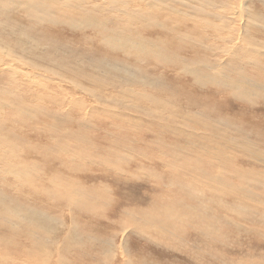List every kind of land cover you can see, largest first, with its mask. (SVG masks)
<instances>
[{
  "label": "rangeland",
  "instance_id": "obj_1",
  "mask_svg": "<svg viewBox=\"0 0 264 264\" xmlns=\"http://www.w3.org/2000/svg\"><path fill=\"white\" fill-rule=\"evenodd\" d=\"M74 1L76 3L78 2V0ZM85 1H91L85 4V6L87 7H93L91 6L92 3L95 5L97 4V0H83L82 2ZM5 6L7 9H9V11H2V14L6 16L7 20L10 19L12 22H21L22 20L27 19L26 14L28 11H22V8H19L17 6V2H15L14 0L9 1ZM64 11L66 12L65 15H60L58 12L54 13V16L57 20H59L60 16L64 17L63 23L59 21L58 23L52 24L44 23L40 26L37 25L36 30L39 29L40 33H42L43 35L47 34L50 39L54 38L56 40H63V46L68 45V47L74 46L75 48L74 52L61 54L56 64V69L59 65H63L66 67V70L61 73V76L62 78H64V80L69 82H62L59 79H53L51 80L52 82H48H51L67 91L74 89L70 85L73 82L80 88L79 90H74L76 93V100H79L84 106L86 105L87 107V109L84 111L85 113H81L82 117L83 115H85V117L83 118L84 122H82L88 127V130L85 131L86 140L78 139V131H83L84 125L80 127L77 124L73 123V125H67V130L65 131L64 125H53L51 121L48 120H45V124L39 121L28 122L32 125L31 127L28 123H22L20 121L16 122V128L20 127V129L23 130L27 129L28 132L33 133L32 140L36 143H39L43 146L45 145L44 143H48V146L56 147L59 149L66 148V150L62 151V153H60L59 150L56 149H50L47 152L44 151L43 158H41L42 156L39 155L40 153H37L36 155H32L29 153L27 156L28 159H36L42 165H28V168L32 170V174L34 175L33 178L37 182H25L23 183L24 187L31 190L36 184H39V193H42L43 188H53L52 181L55 179L56 175H59L61 177L65 175L67 177H72L74 183H69V185L72 186L73 190H76L74 179V177H76V179L79 180V183H77L79 190L80 184L84 185L86 188H88V186H90L89 188L95 187L96 190H94V192L87 191V193L91 196H94L95 198H104L105 203L112 202V198L121 196V199L118 201V205H122L123 203H126L128 199H130L134 200L137 203H141L142 206L150 205L151 201L153 203L152 199H155L154 196L164 194L169 195L168 191H172L171 193L175 192V194L179 198H182L183 201H186L188 206L192 205V207L195 208L196 211L199 210V212L203 213L205 217L206 215L208 216L206 218L210 222L208 224L204 222L203 224L198 226V229L204 231L203 225L206 224L207 227L212 228L213 235H211L212 237L210 235H208L210 237H208L207 235L203 237L201 236V233L199 231L193 230L189 225L186 226L185 223H175V228H177L176 230H180L181 232H174V234H176L174 236L176 237L179 233L183 235L182 239L178 241L176 240V242L174 243L175 246H177L175 247V249L179 248L185 250L183 253H180L177 250H173V248H169V245H167L168 247L164 245V242L170 243V241H173L172 233H155L154 231L156 230L154 229V227H151V229H149L151 230L149 231V240H145L138 235L132 234L127 239V247H130L135 251H138V248H141V251L138 252H141V254L145 253L147 258L149 259L146 260L143 264H170L169 262H174L175 264H237L238 261L241 260V258L247 259L249 261L257 260L259 261V264H264L263 259H260L258 255H256V253L258 252H261V254L264 253H262V251H264V180H262L264 179V162L259 161L260 163H257L258 160H260L261 156L255 154L254 152H250L238 145L230 143L227 144V142H225V140L221 138H213L209 134H204V131L202 130H195V126L194 129H190L193 128V125L188 123L186 124L188 125L187 127H184L185 124L182 125L184 127L183 130H174L172 129V125L166 124L161 121L153 122L151 120H148L151 118L142 115V109H145L149 106L148 94L140 93L143 92V90H140V88L142 87H133L129 85L130 78L128 74H124L122 70H114L113 66H123L130 72L136 71L135 68L141 69V66L145 67L147 72L148 68L151 67L154 71L158 72L161 77H165L166 74L170 73L168 76L172 79L173 82L177 83L172 87L173 95L175 97H178L181 101H174L169 110L173 111L177 117L189 118V110H194L191 105L192 102L190 101L195 97L205 98L207 99V101L202 103L198 111L202 114L214 111V114L218 115L216 122L213 123L215 124V127L217 126L219 128L217 129V132L222 134L228 133L234 136V131H232L231 127H227L223 124L224 120H228L231 123H234V125H231H233L236 129L242 126L248 129L250 133L245 134L246 139L251 143L258 145L263 150L264 88L261 89L262 87L259 86L264 85V83L261 82H264V69L259 71L260 68H258L257 70L252 68L254 64L251 63L248 59L243 58V55L239 54L237 58L233 60V62L240 66L243 73L246 74L247 77H245L240 72L232 70L228 73V78L220 76V80L214 74V71H217L218 67H216L214 71H212L209 68L198 65L201 68L198 69V74L195 73L198 78V81L196 82V78L192 73H190L191 75L184 73L185 65L182 66L183 63L178 65H175L174 63L167 64L168 61L172 59L170 58V55L174 54L176 56L178 53L180 56L189 59L190 54H192L193 59H195L196 57H199L202 60H204V58L213 59L215 57V52L213 50H203L198 46L177 47L175 43L172 42L173 34H168L167 30L156 28L149 29L151 30V35L146 34L147 36H151L154 39L156 38L164 42L165 45L162 46V48H164L165 51L163 52L169 56V58L166 59L164 56H160L156 53V47L150 46L149 50H143V48L139 46L136 48H131V45L128 43V41L133 38L129 33H115L114 30L112 32L111 30L103 27V25L101 26L100 23L98 24L97 21L93 23L92 21H90V23L88 21L82 20L86 18L94 19L96 17H99L94 15L93 13L91 14L94 18L91 17L89 11L86 12V10L83 9L78 10L74 6H70ZM13 24L16 25L15 22ZM0 30L5 36V29ZM29 31H33L32 28H30ZM101 31L103 33H101ZM119 39L120 41H118ZM118 42L124 44H119V47L121 45V47L119 48L116 46V44H114ZM82 44L86 48L82 47ZM50 46L51 43H39L37 45H31L24 51L33 50L36 55L41 56L48 54ZM75 51L77 52L75 53ZM80 51H87V56L92 59L95 65V72H93L94 74L92 76L85 77L89 80V83L88 80L83 81L84 77H82V74L84 73L85 75L87 73L83 71V73H81L80 58L82 54ZM99 55L102 56L100 60H111L112 62H114V64L104 62L101 65L97 60ZM20 56L25 60L31 61L36 66L43 65L42 63L34 59H30L26 53H21ZM121 60L127 62H123ZM244 63H246V65H244ZM189 64L194 66L190 63V61ZM13 66L15 65L13 64L12 67ZM76 66H78L79 69H76ZM198 75H200V78L203 80V82L200 81ZM236 79H243V81H246L248 84L252 85L250 86L244 84L243 86H240L238 82L234 83ZM25 83L26 82L24 81L22 84ZM181 85L182 87L187 88L190 91L182 90L180 88ZM83 86L84 88L82 89ZM97 87H100L99 90ZM248 89L251 91H249ZM233 92L238 93L234 94ZM109 93L112 94V97ZM92 94H95L96 97L100 99V101H97L95 97L91 96ZM246 94L247 96H244ZM232 96H234V99ZM108 98L121 99V103L125 106L132 104L130 99L133 98L134 100V98H139V106L136 104L137 111H133L129 108H125V111H121V109H119V112H121L123 116H127L131 119L134 118L133 120L136 121H134V123H129L126 120L116 119L114 117H112V122L110 120H107V114L105 111L103 112L102 109L104 107L107 108L106 104L107 100H109ZM102 100H105L104 103ZM36 103L37 101H35V105ZM91 104L92 106H90ZM34 109H40V111L33 110V112L36 114H45L46 105L35 106ZM109 110L112 111V109ZM10 111L11 110H8L7 113ZM69 112L73 116H76L72 110L69 109ZM93 114H95L96 118H94L92 122L91 117H93ZM134 115H136V118L132 117ZM61 116H63V114ZM138 118L139 120H141V123L140 121H138ZM13 126L14 124L11 123V127ZM0 127V130H3V126L0 125ZM175 127L181 126L177 125ZM187 130L193 131V133ZM5 136L7 139L3 138V140H10L12 142L14 141L11 135L5 134ZM187 136L191 137V142H189ZM205 136L206 138H204ZM207 138H209V140ZM5 142L6 141L1 142V145L5 144ZM7 144L8 142H6V145ZM95 146L98 147V149L103 153L107 152L110 149L114 150V152L110 155L109 158H106L102 153L101 155L96 153ZM224 146H227L229 150L223 148ZM205 148H209L212 151L209 157L206 156L209 153L207 154L205 152ZM79 149L83 150V158L80 159L79 162L78 158L74 159L70 164L69 158H67L66 160L63 158V156L69 155L68 153H66V151L69 153H74L73 155H76ZM231 150L234 154V157L230 158L232 161L229 162L225 158L226 156H224V154L226 153L223 152L232 153ZM35 156L37 157L34 159ZM215 156L218 158H214ZM59 158L64 159L65 161H60ZM209 158H214V161L211 159L213 164H211ZM221 158H223V160ZM84 159H86L85 162L88 163V165L82 166L81 170L77 165H82ZM182 159L185 163V166L181 164ZM169 160L176 165L175 168L170 167V165L166 163ZM219 160L221 161V163H219ZM63 163L65 164L67 170H69L70 167H75L78 170L72 169L74 171L67 175V171ZM239 166L241 167L240 169H238ZM123 168L125 171L128 169V171L125 172ZM206 168L213 170L215 172L214 174L223 175V177L226 173L233 174L236 171H240L241 174L234 177H229L227 175L229 179L226 182L220 183L216 180L211 181L209 180V178H207L206 175H202L203 173H205L207 175L213 176L211 171ZM245 170H247V172ZM242 172L247 173L248 179H243L245 175H243ZM135 173L138 176H136ZM154 174L156 177L154 176ZM250 174H254V179L258 178V180H256L258 182L250 180ZM182 175H185V177ZM194 175H196L197 178ZM8 178L13 181L15 180L14 182L16 184L18 183L16 182L18 181L17 177L13 179V176L9 175ZM179 184H181L186 189L180 187ZM234 186L241 187L246 191V194H248H242L241 196V191L236 190L235 193L240 196L235 198L234 193L230 191V189ZM107 188H109L110 190ZM3 189L6 193L8 192L4 188V186ZM164 189H167L168 191L166 190L165 193H163ZM8 194L11 193L8 192ZM39 197L40 199L45 198V195H39ZM189 197L191 200L189 199ZM45 199H41L39 202L46 203L48 207H50L49 204H52L53 201L54 203L56 202L53 198L48 200ZM187 199L190 201H187ZM196 199H198V201H194ZM259 201L262 202V204H260ZM198 203L199 205H197ZM172 206L174 207V214L179 216L181 211H178L174 205ZM101 208L104 209L111 207L102 206ZM151 208L152 207L150 206L149 209ZM236 210H239L240 212L243 210H247L248 214H252V217H250L249 215L248 218L239 216L236 213ZM41 211L44 212L47 217H52L51 215H53L52 212L45 213V211ZM156 212L153 211V214L158 215L159 213H161V211ZM102 213L103 211L101 212V214ZM106 213L107 210L105 211V214ZM93 215L86 214L84 215L86 219L84 217L80 219L85 221L88 219L89 223L91 224V228L95 231L100 232V230H105L106 227L111 229L113 225L111 224V221H109L111 217L107 219L99 216L98 214H96L95 216ZM112 215H115L113 219L118 218L119 211L118 214L117 212L113 211ZM9 216L11 221H7L5 219V217ZM228 219L230 221H228ZM20 220L16 217L15 213H12L8 209H6L3 204H0V254L10 255L11 252H14L18 255V263L24 264L22 256H24L25 254H30L31 257L39 255L34 253V246H32L31 244L32 239L28 237V226L26 223L28 219L24 218ZM14 223H16L17 225H15ZM66 223L69 222L66 221ZM244 227L249 231V233L243 231ZM238 229H241L242 231H239ZM87 232L88 231H86L85 233ZM85 233L84 235H86ZM94 233L97 234V232ZM155 238L160 239L161 243H158ZM191 239L192 241H190ZM187 241L191 242L192 247L188 246ZM6 243H11V245H7ZM250 244H257V246L254 247ZM66 247L65 249H67L68 252L64 256H66V260L68 257L70 258V260H68L67 262H70L71 259L78 257V248L80 247L79 243L73 244V247L71 248L68 246ZM240 247V252H245V254H243L245 255V257L235 256L234 258L233 252L240 249ZM252 247L258 251H256V253L253 251V253L251 251H247V249H252ZM191 248L195 249L194 253L191 252L188 253V255H184L186 249ZM30 251L31 253H29ZM176 251L180 254H176ZM235 253H239V251ZM39 254L42 255L37 259L36 262H34V264H48V261L41 262V259H44V253L42 252V250ZM72 254H74V257ZM82 257L83 259L80 256L77 258L76 264H79L80 260L81 264H88L92 259L91 256L82 255ZM188 257H193V260L190 262L188 259H186ZM153 259L163 260V262L157 263L158 260H156L157 262H155ZM232 259H234V261H230ZM30 262L31 264H33L32 260H30Z\"/></svg>",
  "mask_w": 264,
  "mask_h": 264
},
{
  "label": "bare ground",
  "instance_id": "obj_2",
  "mask_svg": "<svg viewBox=\"0 0 264 264\" xmlns=\"http://www.w3.org/2000/svg\"><path fill=\"white\" fill-rule=\"evenodd\" d=\"M9 1L11 0H0V29H5V36L3 35V32L0 30V125L3 126V130H0V204H3L4 207H6V209L11 211L12 213H15L16 217L19 220L24 218L28 219V221L26 222L28 226V237L32 239L31 244L32 246H34L33 247L34 253L38 254L39 256L31 257V255L28 254L29 255L28 258V255L25 254L24 256H22L24 264H31L30 260H32L34 264V262H36L37 259L42 255L39 254L41 250L44 253L43 255L44 259L42 260L40 258L41 262L48 261V264H76L77 258L79 256L83 259L82 255L92 257V259L88 264H143L145 263L146 260L149 259L147 258L145 253L141 254V252H138L141 251V248H138V251H135L132 248L127 247L128 237L134 234V235H138L139 237H142L145 240L146 239L149 240L150 238L149 231H151L149 229H151V227H154V229L156 230L154 231L155 233H160V234L172 233L173 241L172 242L170 241V243L164 242V245L165 246L169 245V248H173V250H177L180 253H183L185 250L179 248L175 249V247L177 246H175L174 244L176 240L178 241L182 239L183 236L180 233L176 237L174 236L176 235L174 234V232L180 231V230H176L177 228H175V223L177 222L181 224L185 223L186 226L189 225L193 230L199 231L201 233V236L203 237L206 235L207 236L213 235L212 228L206 226V224L210 222L206 218L208 216L206 215L205 217L204 214L199 212L198 209H197L198 211H196L195 208L192 207V205L188 206L187 202L183 201L182 198H179L175 194V192L171 193L172 191L169 192L167 189H164L163 193H165V191L167 190L169 195L164 194V195L154 196L155 199L154 198L152 199L153 203L151 201L150 205H145V206H142L141 203H137L134 200H130V199H128L127 201L125 200L126 203H123L122 205H118V201L121 199L120 198L121 196H118L117 198L114 197L112 198V202L105 203L104 198H95L94 196H91L87 193V191L94 192V190H96L95 187L89 188L90 186H88V188H86L84 185L80 184V190H79V187L77 186L79 180L76 179V177H74L76 190H73L72 186L69 185V183H74L72 177H67L65 175H63L62 177L56 175L55 179L52 181L53 188H43L42 193H39V189H40L39 184L38 185L36 184L31 190L26 189L23 183L37 182L33 178L34 175L32 174V170L28 168V165L29 166L30 164L36 166L38 164L42 165L40 162H38L35 159L37 156L34 157L35 160H31L32 158L30 157H29L30 159L27 158L28 154L30 153L32 155L33 154L36 155L37 153H40L39 155L42 156L41 158H43L44 151L47 152L50 149H56L59 150L60 153H62V151L66 150V148L62 147L63 149H59L56 147L48 146L49 145L48 143H44L45 144L44 146L39 143H36L35 141L32 140L33 133L28 132L27 129L23 130L20 129V127L16 128L15 123L19 121L22 123L39 121L45 124L44 123L45 120H48L51 121L53 125H60V126L64 125L65 131L67 130V125H73V123L77 124L80 127L84 125L83 131L81 130L78 131L79 134L78 139L86 140L85 131L88 130V127L83 123L84 122L83 118L85 117V115H83L82 117L81 113L82 114L85 113L84 111L87 109V107L86 105L84 106L79 100L78 101L76 100L75 98L76 93L74 90V89L79 90L80 88L73 82L70 85L74 89L72 90L70 88L71 90L67 91L51 83L52 82L51 80L53 79H59L62 82H69L64 80V78H62L61 76V73L66 70V67L63 65H59L56 69V64L61 54L74 52L75 48L74 46H69V47L68 45L63 46L62 45L63 40L60 39L56 40L54 38L50 39L47 34L43 35L42 33H40L39 29L36 30L37 25L40 26L43 25L44 23L52 24V23H58V21L63 23L64 17L60 16L59 20H57L56 17L54 16V13L58 12L60 15H65L66 12L64 10H66L70 6H74L78 10L83 9L86 10V12L89 11L91 17H93L91 14L93 13L94 15L102 18L96 17L97 18L96 20V18L93 17L94 19L86 18L82 20L88 22L92 21V23L97 21L98 24L100 23L101 26L103 25V27L111 30L112 32L114 30L115 33L117 32H120L121 34L129 33L130 36L133 38L130 41H128V43L131 45V46L129 45L131 48L132 47L136 48L139 46L142 47L143 50L144 49L149 50L150 46L156 47L155 49L156 53L160 56H164L166 59L169 58V56L163 52L165 51V49L162 48V46L165 45L164 42L156 38L154 39L151 36L150 37L147 36V35H151L150 32L151 30L149 29L156 28V29L167 30L168 34H173L172 42L175 43L177 47L198 46L200 49L203 50H210V51L213 50L215 52V57L213 59L204 58V60H202L199 57L193 59L192 54H190L189 59L180 56L178 53L176 56L174 54L170 55V58L172 59H170V61H168L167 64L174 63L175 65L176 64L178 65L183 63L182 66L185 65L184 73L186 74L192 73L196 78V82H197L198 78L196 74H198L197 73L198 69L201 68L198 65L209 68L212 71H214V69L218 67V70L214 71V74L219 79L220 76L228 78L229 76L228 73L232 70L240 72L245 77H247V75L243 73L240 66L233 62V60H235L239 54L243 55V58L248 59L251 63L254 64L252 68L256 70L260 68L259 71L264 69V0H97L96 5L92 3L91 6L93 7L85 6V4L91 1L82 2L83 0L82 1L78 0L77 3L74 0H14L15 2H17V6L19 8H22L21 9L22 11H28L26 14L27 19H24L21 22L14 21L16 25H14L13 24L14 22H12L10 19L7 20L6 16L2 14V11H9V9H7L5 6L6 4H8ZM29 19L31 20L32 23L30 22ZM30 28H32L33 31H29ZM101 33L103 32L101 31ZM118 41H120V39ZM39 43L42 44L51 43V46L48 50V54L38 56L35 54L33 50L24 51L25 49L29 48L31 45H37ZM114 44H116V46L119 47V44L121 43L118 42ZM123 44L124 43H122L121 45ZM82 47L85 46L83 45ZM76 52L77 51H75V53ZM80 52L82 54L80 58L81 73L83 72L87 73L85 74L86 76L84 75V73L82 74L83 75L82 77H84L83 81H86L88 79L85 77L92 76L94 74L93 72H95L94 69L95 65L92 59L87 56V51H80ZM21 53H26L30 59H34L42 63L43 65L36 66L31 61L21 58L20 56ZM101 57L102 56L99 55L97 59L101 65L104 62H109L114 64V62H112L111 60H107V59L100 60ZM189 61L194 66L190 65ZM123 62H127V61H123ZM13 64L15 66L12 67ZM244 65H246V63H244ZM76 69H79V67L76 66ZM113 69L122 70L124 74L126 75L128 74L130 78L129 85L133 87H142L140 88V90H143V92L140 93L148 94L149 106L145 108L146 110L141 108L142 115L151 118L148 120H151L153 122L161 121L166 124L172 125L173 126L172 129L174 130H183L184 127L188 126L186 125L187 123L191 124L193 125V128L190 129H194L195 126L196 127L195 130L198 131L202 130L204 131L203 132L204 134H209L213 138L214 137L216 139L221 138L225 140L227 144L230 143L243 147L246 150L250 152H254L255 154L261 156L260 160H258L257 163L264 162L263 159L264 150L261 149L258 145H255L254 143H251L249 140L246 139L245 134L250 133V131L245 127L242 126L236 129L233 126L234 123H231L228 120H224L223 124L226 125L227 127H231L232 131H234L233 135L235 137L228 133L222 134L217 132V129L219 128L217 126L215 127V124L213 123L216 122L218 115H215L214 111H211L206 114H202L198 111L202 103L207 101V99L201 97H195L190 101L192 102L191 105L194 110L193 111L189 110V114H188V116H190L189 118L177 117L173 111L169 110V108L172 106L174 101H181L178 97H175L173 95L172 87L177 83L173 82L172 79L168 76L170 73L166 74L165 77H161L160 74L154 71L151 67L148 68V71L146 72V68L143 66H141L142 70L135 68L136 71L133 72H130L123 66H119V67L113 66ZM198 76L200 78V75ZM24 81L26 83L22 84ZM200 81L203 82L201 78ZM235 82H238L240 86H243L244 84L250 85L246 81H243V79L241 80L236 79L234 83ZM261 82L264 83L263 81ZM259 87H262L261 89H263L264 85H261ZM83 88L84 86L82 87V89ZM180 88L182 90L190 91L189 89L182 87V85ZM233 93L237 94L235 92ZM109 94L112 97V94L111 93ZM91 96L95 97L97 101H100V99H98V97H96L95 94H92ZM244 96H247V94ZM232 97L234 99V96ZM108 99L109 100H107V104H106L107 105L106 107L108 109L105 108L104 106H103L104 108L102 107L103 108L102 111L103 112L105 111L107 114V118H108L107 120H110L112 122L113 121L112 117H114L116 119L126 120L129 123H134V121H136L133 120L134 118L131 119L127 116H123L121 112H119V109H121V111H125V108H129L133 111L136 110L137 105L139 106V102H140L139 98H134V100L133 98L130 99L132 104H129L127 106L121 103V99H112V98H108ZM35 101H37L36 105H35ZM92 104L90 106H92ZM43 105H46L45 114L41 113V115H39L33 112V110L40 111V109H34L35 106H43ZM69 109L72 110L76 116H73L69 112ZM109 109H112V111H110ZM8 110L11 111L7 113ZM125 113H129V112H125ZM62 114L63 116H61ZM135 116L136 115L132 117ZM91 118L93 122L94 118H96L95 114H93V117ZM138 121H140L141 123V120H139V118ZM11 123L14 124L13 127H11ZM184 124L185 126L183 127L182 125ZM29 125L30 127L32 126L31 124ZM177 125H180L181 127H175ZM190 132L193 133V131ZM5 134L11 135L14 141L12 142L10 140L8 141L3 140V138L7 139ZM204 138H206V136ZM187 139L189 140V142L192 141L190 136H187ZM207 139L209 140V138ZM4 141L8 142V144L6 145L5 142V144L1 145V142ZM223 148L229 150L227 146H224ZM95 150L96 153H98L99 155H101L102 153L106 158H109L110 155L114 152V150L110 149L107 152L103 153L96 146H95ZM204 150L207 154L209 153L208 155H206L207 157H209L212 151L209 148H205ZM66 153H68L70 156L65 155L63 156V158L65 160L69 158L70 164L73 162L74 159L79 158L78 159L79 162L80 159L83 158L82 156L83 150L81 149L78 150L76 155H73L74 153H69L67 151ZM223 153H226L224 154V156H226L225 158L229 162H231L232 160L230 158L234 157L233 152L232 153L223 152ZM214 158H218V157L215 156ZM214 158H209L211 164H213L212 160L214 161ZM64 159L59 158L60 161ZM221 159L223 160V158ZM85 161L86 159L83 160L82 165L81 164L77 165L79 166V169L82 170V166L88 165V163H86ZM166 163L173 168H175L176 166L170 160L167 161ZM219 163H221V161ZM181 164L185 166L183 159L181 161ZM63 165L67 171V175H69L74 170H78L75 167L72 168L70 167V169L67 170L64 163ZM240 168L241 167L239 166L238 169ZM208 170L211 171L213 176L207 175L205 173H203L202 175H206L207 178H209V180L211 181L216 180L220 183L226 182L231 176L234 177V176H239L241 174L240 171L238 172L236 171L233 174L226 173L225 176L223 177V175L214 174L215 172L213 170L210 169ZM127 171L128 169L125 172ZM245 171L247 172V170ZM242 174L246 176V177L244 176L243 179L247 178V173L242 172ZM9 175L13 176V179L17 177L18 181L16 182L18 183L16 184L14 182L15 180L13 181L9 179L8 178ZM227 175L229 177H227ZM182 176L185 177V175ZM194 176L196 177V175ZM249 179L258 182L256 181L258 180V178L254 179V174H250ZM3 186L11 194H8V192L6 193L3 189ZM179 186L182 187L183 189H186L181 184H179ZM236 190L241 191V196L242 194L243 195L248 194V193L246 194V191L243 190L241 187L234 186L230 189V191L234 193L235 198L240 196L235 193ZM39 195L40 196L45 195V198H47V199L45 198H41V199L48 200L53 198L56 202L55 203L54 201L53 203L51 202L52 204H49L50 207H48L46 203L39 202L41 200ZM190 200L187 199V201ZM194 201H198V199ZM199 203L197 205H199ZM259 203L262 204V202L260 201ZM172 205H174L178 211H181L179 216L174 214L173 211L174 207ZM102 206H108L111 208L103 209L101 208ZM150 206L152 207L151 209H149ZM41 210L45 211V213L52 212L53 213V215H51L52 217H47L44 214V212H42ZM106 210L107 213L105 214ZM102 211L103 213L101 214ZM113 211L117 212V214L119 211L118 218L113 219V217L116 215V214L112 215ZM153 211L155 212L161 211L162 214L159 213L158 216L156 214H153ZM236 213L239 216H243L244 218H248V215L252 217V214H248L247 210L246 211L243 210L241 212L239 210H236ZM86 214L88 215L94 214L93 216L98 214L99 216H102L107 219L111 217L109 221H111V224H113L115 228L112 225L111 229L106 227L105 230L98 229L100 230V232L95 231L91 228L90 226L91 224L89 223L88 219L86 221L80 219L82 217L85 218L84 215ZM5 219L7 221H11L10 216L5 217ZM66 221H68L70 224L66 223ZM228 221L230 220L228 219ZM204 222L206 223L203 225L204 231L198 229V226L203 224ZM14 224L17 225L16 223ZM238 230L240 231L241 229ZM86 231L88 232L85 233ZM243 231L249 233V231L246 230L245 227L243 228ZM94 232H97V234ZM84 233L86 235H84ZM155 240L158 243H161L160 239L155 238ZM190 241H192V239ZM76 243L77 244L79 243L80 246L79 248L77 247L79 249L78 257H75L71 259L70 262H67L68 260H70V258L68 257L66 260V256H64L68 252L67 249H65V247L68 246L71 248L73 247V244ZM6 244L11 245V243H6ZM187 244L189 247H192L191 242L187 241ZM250 245L254 247L257 246V244L256 245L250 244ZM194 250H195L194 248L186 249L184 255H188V253L191 252L194 253ZM177 251L176 254L179 255L180 253H178ZM237 251H239V253H235ZM240 251H241V247L240 249L235 250L233 252L234 258L235 256L245 257V255H243L245 254V252H240ZM247 251L249 252L253 251L256 253V251L258 250L252 247V249H247ZM263 252L264 251H262V253ZM29 253H31V251ZM72 255L74 257V254ZM256 255H258V257L260 259H263L264 261V253L261 254V252H258L256 253ZM17 258L18 255L15 254L14 252H11L10 255L0 254V264H23V263H18ZM192 258L188 257L186 259H188L191 262L193 260ZM156 260H158V262ZM156 260L154 261L157 263L163 262V260H159V259ZM230 261H234V259ZM169 263L175 264L174 262H169ZM79 264H81V260ZM237 264H259V261L257 260L249 261L247 259L241 258V260H239Z\"/></svg>",
  "mask_w": 264,
  "mask_h": 264
}]
</instances>
